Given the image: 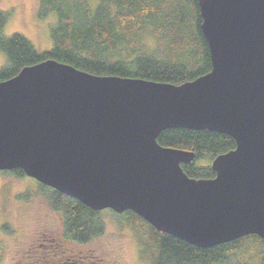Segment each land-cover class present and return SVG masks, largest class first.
<instances>
[{
    "label": "water",
    "instance_id": "obj_1",
    "mask_svg": "<svg viewBox=\"0 0 264 264\" xmlns=\"http://www.w3.org/2000/svg\"><path fill=\"white\" fill-rule=\"evenodd\" d=\"M198 2L212 68L197 79L99 76L49 58L0 82V170L195 246L264 239V0ZM180 127L235 139L214 178L190 177L196 153L157 141Z\"/></svg>",
    "mask_w": 264,
    "mask_h": 264
},
{
    "label": "trees",
    "instance_id": "obj_2",
    "mask_svg": "<svg viewBox=\"0 0 264 264\" xmlns=\"http://www.w3.org/2000/svg\"><path fill=\"white\" fill-rule=\"evenodd\" d=\"M39 1V18L54 17L50 27L53 46L42 52L19 32L7 36L4 29L9 14L0 11V51L6 56L0 82L49 58L99 76L137 77L176 85L197 79L212 68L198 0ZM157 141L195 152L192 163L183 164V168L197 179L214 178V158L236 146L235 139L226 133L182 127L163 130ZM3 172L27 176L21 169ZM37 183L53 208L63 212L64 235L74 242L88 243L106 232L103 213L110 210L123 227L136 230L140 255L151 258L153 264H264V239L257 234L199 247L159 231L132 210L120 214L110 208L93 210L67 193ZM9 228L5 226V230ZM4 252L0 246V264Z\"/></svg>",
    "mask_w": 264,
    "mask_h": 264
},
{
    "label": "rangeland",
    "instance_id": "obj_3",
    "mask_svg": "<svg viewBox=\"0 0 264 264\" xmlns=\"http://www.w3.org/2000/svg\"><path fill=\"white\" fill-rule=\"evenodd\" d=\"M39 4V0H0V11L9 14L7 36L19 32L44 52L53 46L54 17L40 19ZM5 62L0 51V67ZM103 216L106 232L100 236L88 243L67 239L63 212L53 208L37 180L0 170V246L5 248L1 264H153L140 255L136 230L123 227L110 210Z\"/></svg>",
    "mask_w": 264,
    "mask_h": 264
}]
</instances>
